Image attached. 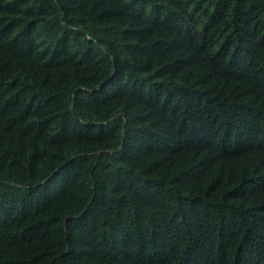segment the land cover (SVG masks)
Instances as JSON below:
<instances>
[{"label": "trees", "instance_id": "1", "mask_svg": "<svg viewBox=\"0 0 264 264\" xmlns=\"http://www.w3.org/2000/svg\"><path fill=\"white\" fill-rule=\"evenodd\" d=\"M0 264H264V0H0Z\"/></svg>", "mask_w": 264, "mask_h": 264}, {"label": "water", "instance_id": "2", "mask_svg": "<svg viewBox=\"0 0 264 264\" xmlns=\"http://www.w3.org/2000/svg\"><path fill=\"white\" fill-rule=\"evenodd\" d=\"M123 144H124V139H123Z\"/></svg>", "mask_w": 264, "mask_h": 264}]
</instances>
